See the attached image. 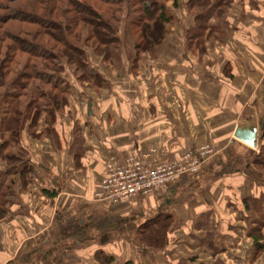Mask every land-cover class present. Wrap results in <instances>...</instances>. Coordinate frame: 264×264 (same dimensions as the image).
Wrapping results in <instances>:
<instances>
[{"label": "crops", "instance_id": "obj_1", "mask_svg": "<svg viewBox=\"0 0 264 264\" xmlns=\"http://www.w3.org/2000/svg\"><path fill=\"white\" fill-rule=\"evenodd\" d=\"M186 2L166 3L169 32L134 70L132 51L116 69L88 50L89 66L106 81L95 89L65 69L70 94L57 139L21 134L34 172L25 188L17 175L9 180L0 264H102L99 251L109 264H264L253 237L257 228L264 235V173L254 164L264 135L256 148L233 136L251 117L264 134V0H233L204 52L186 48L194 25ZM209 144L214 151L197 172L157 192L113 204L93 198L109 159L154 146L170 160ZM5 166L0 157V181ZM159 214L172 216L166 247L140 244L138 228Z\"/></svg>", "mask_w": 264, "mask_h": 264}, {"label": "trees", "instance_id": "obj_2", "mask_svg": "<svg viewBox=\"0 0 264 264\" xmlns=\"http://www.w3.org/2000/svg\"><path fill=\"white\" fill-rule=\"evenodd\" d=\"M168 1L0 0V133L6 135L0 144L6 164L0 181V218L6 214L9 180L17 175L22 188L32 180L33 167L20 146L22 132L27 129L32 137L45 134L51 141L57 139L54 124L70 94L65 69L98 89L106 81L89 66L87 48L119 69L123 40L129 38L134 70L140 54H156L169 32L173 16ZM232 3L187 0L186 10L194 16V25L185 30L188 50H206L205 42L215 38L218 23L230 15ZM41 122L43 130L37 133ZM254 164L264 173V148L255 155ZM245 205H250L246 199ZM171 224L170 214L148 219L138 228L139 243L164 249ZM257 231L253 237L259 255L264 251V235L260 228ZM95 256L102 264L112 260L101 251Z\"/></svg>", "mask_w": 264, "mask_h": 264}, {"label": "built area", "instance_id": "obj_3", "mask_svg": "<svg viewBox=\"0 0 264 264\" xmlns=\"http://www.w3.org/2000/svg\"><path fill=\"white\" fill-rule=\"evenodd\" d=\"M209 152L207 146H201L196 153L185 151L169 160L159 158L157 148L151 147L122 159H109L104 164L100 186L93 198L113 204L131 200L136 195H150L186 172H197L201 160Z\"/></svg>", "mask_w": 264, "mask_h": 264}, {"label": "water", "instance_id": "obj_4", "mask_svg": "<svg viewBox=\"0 0 264 264\" xmlns=\"http://www.w3.org/2000/svg\"><path fill=\"white\" fill-rule=\"evenodd\" d=\"M264 134L260 131L255 118H247L240 121L234 130L233 136L249 146L256 148L260 137Z\"/></svg>", "mask_w": 264, "mask_h": 264}, {"label": "rangeland", "instance_id": "obj_5", "mask_svg": "<svg viewBox=\"0 0 264 264\" xmlns=\"http://www.w3.org/2000/svg\"><path fill=\"white\" fill-rule=\"evenodd\" d=\"M212 41V39L210 40ZM131 43L132 41L129 39V38H126L123 40V47H122V51H132V48H131ZM206 46V45H205ZM88 50H91L90 48H87L86 51ZM210 50H213L212 48H210ZM243 121V120H242ZM204 146H207V148L210 150L209 154L212 153L214 151L213 147L209 144V145H204ZM154 147V146H153ZM208 154V155H209ZM208 155H205V157H207Z\"/></svg>", "mask_w": 264, "mask_h": 264}]
</instances>
